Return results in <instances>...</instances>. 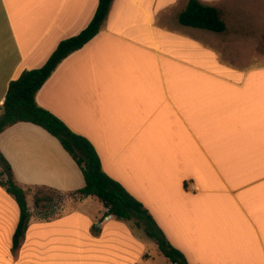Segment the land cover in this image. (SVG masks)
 Instances as JSON below:
<instances>
[{
  "label": "crops",
  "instance_id": "0c3cea01",
  "mask_svg": "<svg viewBox=\"0 0 264 264\" xmlns=\"http://www.w3.org/2000/svg\"><path fill=\"white\" fill-rule=\"evenodd\" d=\"M188 1L114 0L99 35L60 64L36 101L94 145L106 174L145 205L189 264H264V0H201L227 30L180 29L178 43H158L156 34L176 35L165 13L182 3L179 17ZM98 4L0 0V118L10 83L84 31ZM128 12L142 16L125 30L119 19ZM143 27L152 37H137ZM0 151L26 191L85 186L41 127L8 128ZM44 203L29 208L14 252L20 209L0 186V264H138L149 254L128 222L111 216L97 227L85 210L56 214Z\"/></svg>",
  "mask_w": 264,
  "mask_h": 264
},
{
  "label": "trees",
  "instance_id": "16d2710c",
  "mask_svg": "<svg viewBox=\"0 0 264 264\" xmlns=\"http://www.w3.org/2000/svg\"><path fill=\"white\" fill-rule=\"evenodd\" d=\"M113 3L114 0H99L94 18L84 31L63 40L42 68L23 71L18 79L10 83L5 103L1 108L0 135L19 123H30L44 129L60 142L84 175L85 186L70 193L74 198L79 201L87 198L99 199L107 210L105 217L113 216L122 222L135 220L138 227H144L148 235L156 240L161 253L171 264H189L186 256L171 244L145 205L106 174L94 145L84 136L73 132L62 120L39 106L36 101L38 92L60 64L99 35ZM178 20L187 28L214 33H224L227 30L221 12L201 0H189ZM0 186L15 199L20 209V219L13 239V251L16 252L21 247L31 220L27 201L30 190L26 191L16 183L12 167L1 151ZM39 189L62 194L46 187ZM35 200L36 208H40L45 198L36 197ZM53 215L54 211L49 214ZM99 233L100 230L95 227V234Z\"/></svg>",
  "mask_w": 264,
  "mask_h": 264
},
{
  "label": "rangeland",
  "instance_id": "374dc122",
  "mask_svg": "<svg viewBox=\"0 0 264 264\" xmlns=\"http://www.w3.org/2000/svg\"><path fill=\"white\" fill-rule=\"evenodd\" d=\"M182 6L183 5L181 3L180 6L171 8L165 13L169 18V23L171 27H176V30L174 31L176 35H174L173 33H170L169 36L168 35L159 36L156 34L154 36H155V39L158 41V43L161 44V42L165 38H167L171 42L178 43L179 42L178 38L180 36L179 34L181 31L180 29H184V31H198V30H191L189 28H181V25L178 21L177 14L178 12H180ZM120 16L121 17L119 21L121 22V27L124 28L125 30H128V29L135 27L134 22L137 20L136 17L140 18L142 16V13L140 12L139 14L137 15L135 14L133 16L128 12L126 15H120ZM141 21L143 22V19H141ZM154 22L159 24L161 22L160 18H155ZM141 31H144L145 34L138 35L137 37L147 38L148 29L146 27H143L142 29H140V32ZM150 31H152V29ZM155 31L158 32L159 30L155 29ZM148 37H152V36H148ZM257 53L259 52H256L254 50L251 52L250 55H256ZM30 194L33 197L32 199L29 200L30 210H34V209L35 211L37 210L35 206V202H36L35 199L36 197H42V198H45L44 202L49 203V204L46 203L47 206L50 207V206H53V204L56 205L57 208H55L54 210L56 214H60V213L64 214L65 212H68V211L85 210L91 215L98 217L99 222L96 223L97 227H98V224H100V222L106 218L104 214V206L101 203V201L97 198H87L82 201H79L77 198H74L71 194H57V193H54L48 190H42L39 188L30 189ZM43 205H45V203ZM128 225L131 227V230L134 232V235L138 239L144 242L147 248V252L149 253L146 258L141 257V259L138 261V264H171L170 261L161 253L156 240L151 238L148 235L144 227H138L136 225L135 220L129 221Z\"/></svg>",
  "mask_w": 264,
  "mask_h": 264
},
{
  "label": "water",
  "instance_id": "95a60500",
  "mask_svg": "<svg viewBox=\"0 0 264 264\" xmlns=\"http://www.w3.org/2000/svg\"><path fill=\"white\" fill-rule=\"evenodd\" d=\"M111 216H109L108 218H110Z\"/></svg>",
  "mask_w": 264,
  "mask_h": 264
},
{
  "label": "built area",
  "instance_id": "2783aa9c",
  "mask_svg": "<svg viewBox=\"0 0 264 264\" xmlns=\"http://www.w3.org/2000/svg\"><path fill=\"white\" fill-rule=\"evenodd\" d=\"M107 219H109V218H107Z\"/></svg>",
  "mask_w": 264,
  "mask_h": 264
}]
</instances>
